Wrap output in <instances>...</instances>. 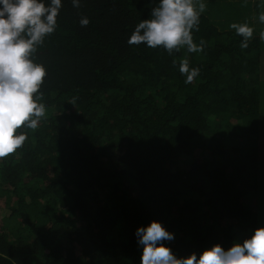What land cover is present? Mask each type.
I'll return each mask as SVG.
<instances>
[{
    "label": "trees",
    "instance_id": "1",
    "mask_svg": "<svg viewBox=\"0 0 264 264\" xmlns=\"http://www.w3.org/2000/svg\"><path fill=\"white\" fill-rule=\"evenodd\" d=\"M157 2L62 0L36 54L46 117L0 158V264H140L153 220L178 258L264 227V4L205 0L228 29L203 13L204 51L169 55L127 43ZM233 22L254 27L247 49Z\"/></svg>",
    "mask_w": 264,
    "mask_h": 264
},
{
    "label": "clouds",
    "instance_id": "2",
    "mask_svg": "<svg viewBox=\"0 0 264 264\" xmlns=\"http://www.w3.org/2000/svg\"><path fill=\"white\" fill-rule=\"evenodd\" d=\"M264 4V0H260ZM81 0H72L79 8ZM62 0H0V158L22 148L28 139L25 129L35 130L46 117V104L41 88L47 69L36 60L38 49L58 27L57 18ZM204 0H158L151 8L150 18L141 20L127 43L162 48L169 55L186 49L188 53H202L206 42L194 41L201 15L206 11ZM264 24V11L258 15ZM88 17L79 24L86 27ZM229 28L242 39L240 47L247 49L254 36V27L247 22H233ZM264 39V32L260 33ZM179 72L190 84L200 75L199 67H192L187 57L179 62ZM135 236L143 246L140 264H264V227H258L249 238L236 241L225 249L220 244L206 248L197 255L177 257L166 241L174 234L161 222L153 220L138 227Z\"/></svg>",
    "mask_w": 264,
    "mask_h": 264
},
{
    "label": "rangeland",
    "instance_id": "3",
    "mask_svg": "<svg viewBox=\"0 0 264 264\" xmlns=\"http://www.w3.org/2000/svg\"><path fill=\"white\" fill-rule=\"evenodd\" d=\"M204 2H205V0H204ZM239 2L241 4H244V5L246 4L245 0H243V1L239 0ZM204 13H206L208 15V17H209L210 20H212L213 22L214 21L216 22V24L218 25L219 29H228V24H229L228 19L225 20L224 19L225 17L224 18H221L219 16H215L214 19H213V17L211 16V15H215V14L218 13L216 11V8L213 7V5H212V7H210V6L207 5L206 6V11ZM260 179H262V181H264L263 180L264 178H260ZM5 223H6L5 225H6V227H7L8 230L13 231L12 229H15L16 228V225L14 226L13 223L11 222V220H8V222L5 221Z\"/></svg>",
    "mask_w": 264,
    "mask_h": 264
},
{
    "label": "crops",
    "instance_id": "4",
    "mask_svg": "<svg viewBox=\"0 0 264 264\" xmlns=\"http://www.w3.org/2000/svg\"><path fill=\"white\" fill-rule=\"evenodd\" d=\"M249 1V0H248Z\"/></svg>",
    "mask_w": 264,
    "mask_h": 264
}]
</instances>
